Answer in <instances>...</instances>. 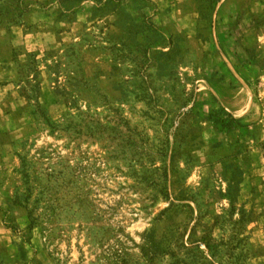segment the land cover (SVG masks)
Wrapping results in <instances>:
<instances>
[{
  "label": "rangeland",
  "instance_id": "374dc122",
  "mask_svg": "<svg viewBox=\"0 0 264 264\" xmlns=\"http://www.w3.org/2000/svg\"><path fill=\"white\" fill-rule=\"evenodd\" d=\"M0 60V264H264V0H0Z\"/></svg>",
  "mask_w": 264,
  "mask_h": 264
},
{
  "label": "crops",
  "instance_id": "0c3cea01",
  "mask_svg": "<svg viewBox=\"0 0 264 264\" xmlns=\"http://www.w3.org/2000/svg\"><path fill=\"white\" fill-rule=\"evenodd\" d=\"M8 63H6L4 60H0V83H2V81L4 82L6 77H7V73H6V65ZM2 91V86H0V93Z\"/></svg>",
  "mask_w": 264,
  "mask_h": 264
},
{
  "label": "trees",
  "instance_id": "16d2710c",
  "mask_svg": "<svg viewBox=\"0 0 264 264\" xmlns=\"http://www.w3.org/2000/svg\"><path fill=\"white\" fill-rule=\"evenodd\" d=\"M230 115L232 116V118H233L235 121H237L236 118H235L232 114H230Z\"/></svg>",
  "mask_w": 264,
  "mask_h": 264
}]
</instances>
